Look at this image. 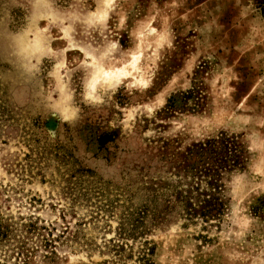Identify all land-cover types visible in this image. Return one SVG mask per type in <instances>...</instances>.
I'll use <instances>...</instances> for the list:
<instances>
[{
  "label": "rangeland",
  "instance_id": "374dc122",
  "mask_svg": "<svg viewBox=\"0 0 264 264\" xmlns=\"http://www.w3.org/2000/svg\"><path fill=\"white\" fill-rule=\"evenodd\" d=\"M0 264H264V0H0Z\"/></svg>",
  "mask_w": 264,
  "mask_h": 264
},
{
  "label": "bare ground",
  "instance_id": "6f19581e",
  "mask_svg": "<svg viewBox=\"0 0 264 264\" xmlns=\"http://www.w3.org/2000/svg\"><path fill=\"white\" fill-rule=\"evenodd\" d=\"M116 62V61H115ZM137 62V60L133 57L132 63L130 61V63L132 65H134ZM127 64V63H126ZM129 65V64H128ZM103 67V66H102ZM124 67V66H123ZM104 68V67H103ZM110 69V68H109ZM135 69V68H134ZM96 71H99L100 73L102 72V76L104 78H106L107 80H109L111 83H115L119 81V79L123 76H125L127 73L120 68H116L113 71H107V70H103L100 67L96 69ZM136 72V71H135ZM129 78V77H128ZM115 81V82H114Z\"/></svg>",
  "mask_w": 264,
  "mask_h": 264
}]
</instances>
